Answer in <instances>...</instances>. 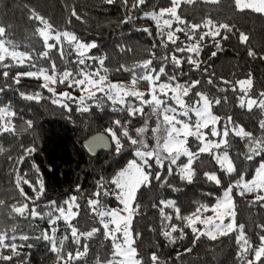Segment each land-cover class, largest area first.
<instances>
[{
  "label": "trees",
  "instance_id": "1",
  "mask_svg": "<svg viewBox=\"0 0 264 264\" xmlns=\"http://www.w3.org/2000/svg\"><path fill=\"white\" fill-rule=\"evenodd\" d=\"M132 3L133 0H128L127 5L123 3V0H114L113 3H107V0H0V25L7 30L5 38L19 45L17 51L39 53L43 50V41L35 34V30L42 25L29 19L30 10L34 9L53 25L55 31L73 33L84 43L95 42L97 47L91 49L87 56L106 57L103 67L108 69L107 80L127 85L130 84L132 73L124 71L121 68L122 65L133 68L134 65L151 58L150 52H155L153 66L158 68L161 63H166L160 58L163 55H171L180 41L186 44L195 43L193 40H188L183 33H176L180 38L177 45L169 42L167 48L161 46V34L155 21L146 17L144 13L168 7L170 0H146L144 5L135 9L131 7ZM73 10L76 16L72 15ZM180 11L189 23L202 24L203 20L211 18L214 22L228 23L235 27L232 33L221 30V36L227 35L228 39H221L220 36L215 38L220 42L222 50L217 51L212 38H204L203 51L199 56V60L202 61L199 70H195L193 65L186 62V57L193 54L185 52L175 53L178 57L185 58L180 68H174L169 63L165 71L170 75L183 73L179 76L180 83L200 80V84L196 89H192L189 96H193L197 90L206 92L210 97L226 96L227 101L222 99L220 105L213 107V113L221 117L230 115L234 123L242 125L246 131H251L254 135H260L262 130L258 122L264 117L255 108L252 112H248L246 108L238 107L237 96L243 93L239 91L233 93L230 86L223 84L222 81L228 80L235 84L237 80L245 79L251 73L253 88L250 95L255 96L258 92L264 91V59L260 58L264 56V16L251 11H237L233 0H221L219 5L201 2L182 5ZM77 16L80 19H77ZM125 20L128 22L124 23ZM175 27L177 25L174 24L173 29ZM144 28H148L151 35L143 31ZM237 29L249 36L246 44L238 39ZM165 31L169 30L166 28ZM206 31L209 29L202 26L196 33L197 39ZM64 48L67 63L60 60L56 49L50 52V57L56 61L58 73L67 67L73 73L82 68L85 71H100L101 75H105L98 60L85 58V65H78L76 62L80 57L66 41ZM249 49L255 51L257 55L249 56ZM213 51H217L215 57L211 55ZM10 62V60L6 61V63ZM34 62L36 68H30L29 62H25L22 66L0 69V73L9 71L7 78L0 75V89H2L0 107H10L17 114L13 118L17 129L16 134L0 135V145L4 148V151L0 152V200L4 201V204L0 206V229L9 230L11 235L10 229L15 226L17 236L23 233L32 237L28 241L19 239L16 241L17 244H31L32 247H24L20 250L21 256L15 257L13 261H0V264H21L25 258L27 264H56V255L50 251L49 242L44 239H35L44 231L50 230L47 217L32 219L29 216L25 219L11 211L12 206H20L23 203H29V210L33 207V202L25 201L19 193L16 186L18 175L37 186V191L39 190L38 180H43V194L39 199H34L37 211L46 213L49 210L46 205L50 201H56L57 205H61L70 196L77 197L76 203L80 206L79 215L72 220V223L81 232H86L93 227L101 228V231L91 239L81 238L79 247L82 248L83 244L87 243L89 251L85 260L77 261L76 264H85V262L94 264L97 255L103 259L109 254L111 241L104 239L103 229L89 208L88 200L95 198L92 194L100 190L98 183L102 180L106 182L105 190L116 191L115 185L107 182L135 158L137 145L134 146L126 138H122L124 148L117 155L115 143L111 140L113 142L111 151L99 152L95 157H91L84 149V141L95 133L108 134L106 130L114 127L112 122L115 120H120L122 123L130 121L126 126L129 134L135 137L136 129L143 126L148 117L146 114L129 117L126 111H113L112 108L119 105L113 106L106 98L103 99L102 106L98 107L97 102L88 100L87 96H84V106L88 107V111L79 110L81 105L78 100H64L63 102L71 108V111H68L59 104L53 103V100L61 98L42 88V79L21 77L19 84L13 82L12 76L15 73L36 71L40 67L49 68V74H51L48 60L37 59ZM117 69L120 70L117 71ZM135 71L139 73L142 70L136 68ZM209 79L213 81L212 84L207 82ZM164 80L166 77L161 76V81ZM67 83L65 81L61 84L57 80L54 84L56 93L67 91L74 97L82 96L81 91L75 86L69 88ZM222 87L229 90L220 92L219 89ZM138 88L147 92V82H140ZM21 93L25 95L40 93L41 99L27 100ZM144 112L146 113L145 110ZM26 121L32 122L31 128H28ZM153 126L154 119H151L146 133L148 137L152 135ZM193 141L192 138L189 147H192ZM148 142L154 144L152 139H148ZM28 149H35V151L29 153ZM246 150L245 142L236 137L229 155L237 166V173L231 176L221 172L219 165L207 153H201L200 158L193 164L196 175L191 183L180 179L176 166H173V174L167 175L168 163H165L162 170L157 167L152 169L153 172H162L161 180L153 179L150 187H141L136 198V203L140 205L139 212L132 221L133 233L140 234L135 247L143 258V264H151L150 257L153 253L158 256L160 264H240L237 258L238 246L235 242V232L218 236L216 240L203 236L195 240L191 228L185 226L186 222L176 219L174 209L165 207L160 202L175 201L182 217L191 215L199 204L213 205L217 198L223 195L222 192L228 184L238 178L242 166L245 170V179L251 178L252 165L260 157H256L254 161H245L243 153ZM182 161H186V158L181 157L177 163L180 164ZM212 171H215L221 180L219 186L203 175L205 172ZM165 180L166 184L163 183ZM21 187L29 197L35 198L36 193L28 184L21 181ZM77 187H79L78 192ZM237 192L234 188L236 222L244 224L246 235L255 244L260 231L258 226L264 224V208H261L259 204L249 206V201L254 199V194L241 197L237 195ZM103 197L101 199H104ZM108 201L116 200L109 195ZM161 209L165 214L172 216L171 222L163 219ZM73 211L77 209L74 208ZM211 214L212 212L208 211L204 213V216ZM57 223L56 236L59 239L70 230L66 229L63 220ZM172 225H176L178 229L183 228L182 239L179 230L171 233L172 237L176 238L175 243H170L162 234L165 230L170 231ZM77 247L70 237L68 241H65L64 251H75ZM189 248L191 251H186ZM4 254L11 253L6 251Z\"/></svg>",
  "mask_w": 264,
  "mask_h": 264
},
{
  "label": "snow or ice",
  "instance_id": "2",
  "mask_svg": "<svg viewBox=\"0 0 264 264\" xmlns=\"http://www.w3.org/2000/svg\"><path fill=\"white\" fill-rule=\"evenodd\" d=\"M113 2L114 0H107V3ZM198 2L219 5L221 0H170L168 7H161L158 10L154 9L152 12L144 13L146 17L155 21L156 27L161 34V46L164 48L168 47L169 42L177 45V41L180 38L176 33H183L188 40H193L195 43L186 44L184 41H180L171 55H163L160 58L162 62L166 63H161L158 68L153 66V59L156 58L155 52H150L151 58L134 65L133 68H126L122 65L121 68L124 71L132 73L130 85L127 87L116 83L105 85L108 69L104 68L103 65L106 57L87 56V53L91 49L97 47L95 42L84 43L73 33L66 31L56 32L53 25L34 9L30 10L29 19L35 20L39 25H42L38 26L35 30V34L43 41V50L39 53H35V51H17L19 45L5 38L7 30L3 25H0V69H11L15 66H22L25 62H29L28 66L30 68H36L34 60L37 59L48 60L50 65L51 74H49V68L43 67L38 68L36 71L17 72L12 76L14 83L19 84L21 77L42 79L44 83L41 84V87L46 88L54 96L61 98L53 100V103L59 104L68 111H71V108L67 103L63 102L64 100H78L81 105L79 110L88 111V107L84 106L85 97H74L67 91L56 93L54 88L49 87V84H55L57 80L61 84L67 81L69 88L75 86L77 90L87 92V99L96 101L98 107L102 106V101L106 98L108 101H111L113 106L119 105V107H113V111H126L129 117L145 116L144 108L145 106H149L151 109L149 118L155 117V126L151 129V137L146 135L149 128L148 119H145L142 127L136 129L135 137L129 134L126 126L130 121L122 123L120 120H115L112 122L114 127L106 130L111 140L115 143V153L117 155L124 148L122 138H126L132 145H138V147L135 150L136 159L129 161L126 167L116 173L107 182L115 185V189L118 191L105 190L104 184L106 182L102 180L98 183L100 190L92 194L95 198L88 200L89 208L98 217L99 224L103 229L104 239L111 241L109 254L103 259L97 255L94 264H143V258L135 247L140 234L139 232L133 233L132 221L139 212L140 205L136 203V198L141 187H150L153 179L156 181L161 180L162 172H153L152 169L154 167L161 170L164 169L165 161H167V175L171 176L173 174V166H176L180 179L191 183L196 175V169L193 168V164L200 158L201 153H207L219 165L221 172L231 176L233 173H237V166L229 155L236 137L245 142V148L247 149L243 153L245 161H254L256 157H260L252 165L253 174L250 179H245V170L242 166L241 172L238 173V178L228 184L223 191L222 197L217 198L216 202L211 206L199 204L192 214L188 216L182 217L180 215V209L176 206L175 201H161L160 203L165 207L174 209L176 219L186 222L185 226L191 228L195 240H199L201 236L216 240L218 236H226L235 232V242L238 246L237 258L240 264H264V224L258 226L260 231L257 234V242L254 244L246 235L244 224H237L236 222V204L232 195L234 188L238 189L237 195L241 197L254 194V199L249 201V206L259 204L261 208H264V119L258 122L259 128L262 130L261 134L254 135L251 131H246L242 125L234 123L232 116L221 117L213 113V107L220 105L222 99L225 102L227 101L226 96L222 98L210 97L206 92L197 90L193 94L192 99L186 101L184 97H188L192 89L197 88L200 80L196 79L180 83L179 76L183 75V73L170 75L165 71L169 63L174 68H180L182 63L185 62V58L178 57L175 53L185 52L193 54L186 57V62L193 65L195 70H199L202 63L199 60V56L203 51L202 42L204 38H212L217 51H219L222 50V47L220 42L216 41L215 38L220 36L221 39H228L227 35L221 36V30L225 33L233 32L234 25L217 23L211 18L203 20L202 24L189 23L182 15L180 9L182 5H193ZM123 3L127 5L128 0H123ZM145 3L146 0H133L131 7L135 9ZM233 4L237 11H251L264 16V0H233ZM72 15L76 16L75 10L72 11ZM77 19H80V17L77 16ZM123 22L127 23L128 20ZM174 24L177 27L173 29ZM202 26L209 29V31L203 32L197 39L196 33L199 32ZM166 28L169 31H165ZM143 31L149 32L151 35L148 28H144ZM236 31L239 32L238 29ZM238 39L241 43L246 44L249 41V36L244 32H239ZM50 41H54V43H50ZM65 41L80 57L76 62L78 65H85V58L98 60L105 75H101L100 71H85L82 68L73 73L67 67L58 73L56 61L50 57V52L56 49L60 60L67 63V55L64 48ZM217 51H213L211 55L215 57ZM248 55L255 57L257 53L249 49ZM260 58L264 59V56ZM9 60L11 62L6 63ZM136 68L142 71L137 73L135 71ZM119 70L117 69V71ZM0 75L7 78L9 71L5 70ZM161 76L166 77V80L161 81ZM142 81L147 82V92L140 91L138 88L139 83ZM207 82L209 84L213 83L211 79ZM222 83L229 85L233 93L238 91L243 93V95L237 96L238 107L246 108L248 112H252L255 108L264 117V91L258 92L255 96L250 95L253 88L251 73L248 74L247 78L237 80L235 84L228 80H223ZM228 90L229 88L223 87L219 89L220 92ZM97 93H102L103 96L98 99ZM21 95L27 100L39 101L41 99L40 93H35L34 95L21 93ZM145 96L148 98L145 99ZM128 97L134 98L138 103H134ZM169 100L173 103L170 104ZM16 115V112L12 111L10 107H0V135L5 133L16 134L17 129L13 122V118ZM26 124L28 128L32 127L31 121H26ZM205 129L208 131H205ZM230 135L232 139H229ZM189 137L194 138L192 147L188 146ZM209 137H213L214 139H209ZM148 139L154 140V145L150 146ZM3 151L4 148L0 145V152ZM27 151L31 153L35 149H28ZM182 156L187 159L178 164L177 162L181 160ZM153 160L154 164L150 163ZM203 175L217 186L221 184V180L215 171L205 172ZM21 181L32 188L33 192L36 193L35 198L29 197L24 192L23 187H21ZM37 183L39 187L38 191L37 186L23 179V177L17 176L16 186L20 195L24 197L25 201H32L33 207L29 210V203L12 206V213L25 219H28L29 216L32 219L47 217L50 230L44 231L41 236L35 237V239H44L49 242L50 251L56 255V264H76L77 261L85 260L89 247L87 243H84L82 248L79 247L81 245V238L85 240L91 239L101 231V228L93 227L86 232H81L72 223V220L79 215L78 209L80 207L76 203L77 197L75 195L70 196L61 205H57L56 201H50L46 205L49 209L46 213L37 211L34 199H39L44 191L43 180L40 179ZM163 183L166 184L167 181L165 180ZM169 186L171 187V185ZM76 191H79V187H77ZM109 195H113L116 201L120 205H123V207L111 208L104 204L101 197ZM3 204L4 201L0 200V206ZM74 208L77 211H73ZM208 211H211L213 215L204 216V213ZM161 215L164 220L171 222L172 216L165 214L163 209H161ZM226 218L228 219V223L224 222ZM60 220L65 222L66 229L70 230V232L66 231L58 239L56 236V232L58 231L57 222ZM197 223L204 225V228L198 229L195 227ZM178 230L181 233L180 238L182 239L183 228L178 229L176 225H172L170 231L165 230L162 234L170 243H175L176 238L172 237L171 233ZM10 231L11 235H9V230L0 229V261H13L15 257L21 256V249L32 247L31 244L16 243L18 239L20 241H28L32 237L23 233L17 236L15 234L17 231L15 226ZM70 237L72 242L78 247L75 251L65 252V241H68ZM6 251L11 254H4ZM186 251L190 252L191 248L186 249ZM150 260L151 264H160L159 258L155 253L151 255ZM21 264H27V259L25 258Z\"/></svg>",
  "mask_w": 264,
  "mask_h": 264
},
{
  "label": "rangeland",
  "instance_id": "3",
  "mask_svg": "<svg viewBox=\"0 0 264 264\" xmlns=\"http://www.w3.org/2000/svg\"><path fill=\"white\" fill-rule=\"evenodd\" d=\"M57 32V31H56ZM43 83H44V81H43ZM108 83H113V82H111V81H109V80H106L105 81V85H107ZM117 84V83H116ZM130 84H127V85H125L126 87L127 86H129ZM49 87H51V88H54L55 90H56V86L54 85V84H49ZM91 90H95V89H91ZM141 91V90H140ZM81 95L82 96H87L88 95V93L87 92H82L81 93ZM97 96H98V98H100V97H102L103 96V94L102 93H97ZM148 97H145V99H147ZM128 99L129 100H133V102L134 103H138L137 101H135L134 100V98H132V97H128ZM184 99L186 100V101H189V100H191L192 99V96H188V97H184ZM111 102V101H110ZM169 103L171 104V103H173L171 100H169ZM144 110L146 111V116L148 117L147 119H148V125L150 126V124H151V119H154V126H155V117H150L149 118V114H150V112H151V109H150V107L149 106H145V108H144ZM153 126V127H154ZM142 127V126H141ZM148 130H149V128H148ZM205 131H208L207 129H205ZM193 137H189L188 138V146H189V142H190V140L192 139ZM194 139V138H193ZM209 139H214L213 137H209ZM229 139H232V137H231V135H230V137H229ZM149 143V142H148ZM151 143V142H150ZM150 146H152V144H149ZM154 145V144H153ZM138 147V145L136 146V148ZM136 150V149H135ZM183 157V156H182ZM186 158V157H185ZM134 159H136V157L134 158ZM187 159V158H186ZM131 160H133V159H131ZM130 160V161H131ZM150 163H153L154 164V160L153 161H150ZM165 163H167V161H165ZM116 191H118V190H116ZM224 191V190H223ZM237 191H238V189H237ZM223 193V192H222ZM232 195L234 196V193H232ZM111 197H113V198H115L113 195H110ZM222 197V196H221ZM104 199H102V201H103V203L104 204H106L108 207H111V208H122L123 207V205H120L119 204V202L118 201H112V202H109L108 201V196L105 198V197H103ZM116 200V199H115ZM213 215V213L210 215V216H212ZM205 216H209V215H205ZM95 218H96V220H98V217L95 215ZM225 223H228V219L226 218L225 219V221H224ZM195 227H197L198 229H203L204 228V225H202V224H199V223H197L196 225H195ZM202 237V236H201ZM203 237H206V236H203ZM206 238H208V237H206Z\"/></svg>",
  "mask_w": 264,
  "mask_h": 264
},
{
  "label": "water",
  "instance_id": "4",
  "mask_svg": "<svg viewBox=\"0 0 264 264\" xmlns=\"http://www.w3.org/2000/svg\"><path fill=\"white\" fill-rule=\"evenodd\" d=\"M84 142V149L91 157H95L99 152H109L113 148L110 136L102 132L95 133Z\"/></svg>",
  "mask_w": 264,
  "mask_h": 264
}]
</instances>
